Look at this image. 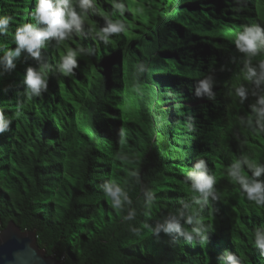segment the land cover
<instances>
[{"label": "trees", "instance_id": "obj_1", "mask_svg": "<svg viewBox=\"0 0 264 264\" xmlns=\"http://www.w3.org/2000/svg\"><path fill=\"white\" fill-rule=\"evenodd\" d=\"M124 2L130 27L109 45L88 31L103 26L101 15H89L83 36L71 43L49 41L44 60L53 68L42 96L26 101L23 95L25 68L39 66L30 58L23 62L26 52L13 72L0 76V109L12 117L0 133V230L12 220L36 231L39 247L65 264H221L226 250L243 264H264L250 243L264 208L241 197L226 173L245 155L264 162V133L252 134L246 123L257 99L251 92L264 84L257 89L243 81L249 89L243 105L228 94L242 82V54L232 38L245 24H264V0H247L242 11L226 0ZM33 7V0H0V15L14 18L0 44L15 47V26L30 22ZM96 7L111 14L110 0H97ZM77 46L83 47L79 67L63 77L55 63ZM207 74L218 82L215 102L194 95L195 81ZM197 158L208 162L219 194L202 211L184 181ZM112 181L133 200L134 220L122 221L127 209H114L104 197L103 185ZM193 209L214 228L203 247L175 232L157 236L142 227ZM133 226L142 228L139 237Z\"/></svg>", "mask_w": 264, "mask_h": 264}, {"label": "clouds", "instance_id": "obj_2", "mask_svg": "<svg viewBox=\"0 0 264 264\" xmlns=\"http://www.w3.org/2000/svg\"><path fill=\"white\" fill-rule=\"evenodd\" d=\"M96 2L97 0H33L34 7L30 12V22L17 24L14 33L11 35L15 47L0 44V69H2L0 76L13 72L17 68V60L24 52L27 53L24 63L30 58L39 64L38 67L29 64L24 70L22 83L26 85L23 93L26 96V101L32 100L33 97L42 96L43 92L49 90L50 72L53 64L44 60L49 41L55 40L57 46L67 45L71 43L70 41L74 37L83 36V29L89 15L102 16L103 26L96 29L89 25L88 31L95 33L93 39L98 38L105 46L111 43L114 34L118 36L127 32L130 26L123 17L125 12L130 11V9L124 0H110V15L103 14L96 7ZM226 3L235 11H242L247 7V0H226ZM13 23L14 18L12 16L0 15V37L9 35L10 25ZM232 43L235 46V51L242 54L238 62L242 67L239 68L237 75V79L242 82L233 84L228 94L233 97L234 101L238 100L239 104L243 105L249 96V89L243 81H247L249 84L254 83L257 89L264 84V58H262L264 57V24H245L242 30L235 33ZM82 51V46L68 48L66 54L59 57L55 64L61 76L70 77L75 74V70L79 67L77 57L81 55ZM232 62L237 63V59L233 57ZM226 70H228L227 65H221L220 71ZM217 83V80L210 74L196 80L195 97L198 99L207 97V99L215 102L217 93L214 91V87L217 86ZM251 95L256 96L257 99L255 103L250 105L252 111L246 118V123L252 134L260 135L264 133V89H261L259 93L253 90ZM239 120L240 123H245L244 117H239ZM11 123L12 117L5 115V111L0 109V133L9 130ZM226 173L227 178L239 186L241 197L256 209L264 208V179H259L264 175V162L245 155L234 159L227 167ZM184 181L190 186L189 191L194 193L192 201L195 205H199V211H202L205 205H211L209 197L213 201L219 199L216 176L210 171L205 159L197 158L195 160L194 165L184 176ZM103 188L104 197L110 199L114 209H127V214L121 218L122 221L134 220L136 210L129 207L133 204L129 194L114 181L106 182ZM154 202L153 194L146 202L149 209ZM184 208H188V205L184 204ZM182 219L185 225L195 226L191 228L182 226ZM142 227H148L151 233L157 236L161 231L166 234L175 232L183 236L186 242L193 245L198 242L202 247L208 242L209 230L214 231L213 225L211 223L205 224L203 217L195 209L190 212L180 210L178 214L167 216L163 223L157 222L155 227H151L146 222ZM130 231L139 237L142 228L133 226L130 227ZM250 243L254 248L260 250L261 256H264V221L254 229ZM59 260L63 262L64 259ZM221 264H243V260L236 253L226 250L225 259L221 261Z\"/></svg>", "mask_w": 264, "mask_h": 264}, {"label": "water", "instance_id": "obj_3", "mask_svg": "<svg viewBox=\"0 0 264 264\" xmlns=\"http://www.w3.org/2000/svg\"><path fill=\"white\" fill-rule=\"evenodd\" d=\"M0 264H65L37 243V232L23 230L14 221L0 231Z\"/></svg>", "mask_w": 264, "mask_h": 264}]
</instances>
